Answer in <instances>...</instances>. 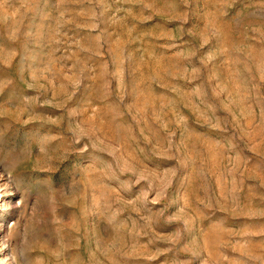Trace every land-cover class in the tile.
Returning a JSON list of instances; mask_svg holds the SVG:
<instances>
[{"label": "rangeland", "instance_id": "obj_1", "mask_svg": "<svg viewBox=\"0 0 264 264\" xmlns=\"http://www.w3.org/2000/svg\"><path fill=\"white\" fill-rule=\"evenodd\" d=\"M0 190V264H264V0H0Z\"/></svg>", "mask_w": 264, "mask_h": 264}, {"label": "bare ground", "instance_id": "obj_2", "mask_svg": "<svg viewBox=\"0 0 264 264\" xmlns=\"http://www.w3.org/2000/svg\"><path fill=\"white\" fill-rule=\"evenodd\" d=\"M5 186H6V185H5ZM6 187H7V186H6ZM3 188H4V187H3ZM7 188H8V187H7ZM3 190H4V189H3ZM1 191H2V190H0V192H1ZM2 192H3V191H2ZM2 192H1V193H2Z\"/></svg>", "mask_w": 264, "mask_h": 264}]
</instances>
